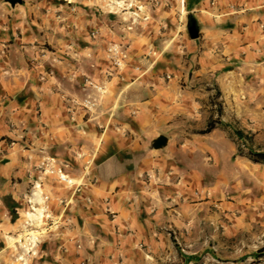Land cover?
Segmentation results:
<instances>
[{
  "label": "crops",
  "instance_id": "1",
  "mask_svg": "<svg viewBox=\"0 0 264 264\" xmlns=\"http://www.w3.org/2000/svg\"><path fill=\"white\" fill-rule=\"evenodd\" d=\"M98 1L0 0V264H23L31 221L30 264H199L223 192L202 161L214 134L193 128L217 88L224 121L242 90L264 92V0H161L129 29ZM89 81L106 86L94 116Z\"/></svg>",
  "mask_w": 264,
  "mask_h": 264
},
{
  "label": "rangeland",
  "instance_id": "2",
  "mask_svg": "<svg viewBox=\"0 0 264 264\" xmlns=\"http://www.w3.org/2000/svg\"><path fill=\"white\" fill-rule=\"evenodd\" d=\"M160 1L99 0L97 5L105 20L123 24L129 29L139 19L148 18ZM138 5H143V9L139 10ZM204 100L208 105L212 104L208 121L219 120L222 123L210 130L214 137L202 142L215 148L214 152L202 156V161L211 163L205 176L219 186L223 197L218 198L209 210L211 217L202 218L199 224V264H264V256H256L264 246V162L255 161L252 157V150L264 151V92L242 90L240 98L233 99V114L227 121L221 119L224 109L218 88L205 95ZM239 104L241 108L237 112ZM240 110L244 113L243 117ZM256 118L260 121L259 125L254 124ZM208 124L193 128V131L206 133L208 131L204 130ZM238 130H242L245 136L240 137ZM221 199L238 201L242 206L224 209L218 204ZM38 229L39 226L31 221L16 241L23 250L18 255L23 264H30L31 259L38 256L37 245L42 237ZM30 234H38L39 240L30 243Z\"/></svg>",
  "mask_w": 264,
  "mask_h": 264
},
{
  "label": "built area",
  "instance_id": "3",
  "mask_svg": "<svg viewBox=\"0 0 264 264\" xmlns=\"http://www.w3.org/2000/svg\"><path fill=\"white\" fill-rule=\"evenodd\" d=\"M152 1L157 3L159 0H152ZM138 9L142 10L143 5H138ZM108 52H109L113 66H115L116 68H121L124 65V61L128 56L127 47L121 44H111V46L108 47ZM89 83H90V86L94 88V92H90L84 98L82 105L84 106L86 110H88L90 116H94V110H96V107L99 104L100 97L102 96V94H104V92L106 91V88L102 84L93 83L91 81H89ZM57 171L61 179L69 180L72 182V179L68 178L67 174H65L61 168H57ZM29 240H32L30 241V243H32L35 240H39V235L30 234ZM82 264H85V263H82Z\"/></svg>",
  "mask_w": 264,
  "mask_h": 264
},
{
  "label": "trees",
  "instance_id": "4",
  "mask_svg": "<svg viewBox=\"0 0 264 264\" xmlns=\"http://www.w3.org/2000/svg\"><path fill=\"white\" fill-rule=\"evenodd\" d=\"M222 122H220L219 120L216 121H209L208 127L206 128V130L204 131H210L211 129H213L215 126H217L218 124H221ZM238 134L240 137H244L245 134L242 130H238ZM252 157L255 161H260V162H264V151H253L252 150ZM256 256L258 257H262L264 256V246H262L258 252L256 253Z\"/></svg>",
  "mask_w": 264,
  "mask_h": 264
},
{
  "label": "bare ground",
  "instance_id": "5",
  "mask_svg": "<svg viewBox=\"0 0 264 264\" xmlns=\"http://www.w3.org/2000/svg\"><path fill=\"white\" fill-rule=\"evenodd\" d=\"M42 214V213H41ZM41 214L39 215V214H36V212H31L30 213V215L32 216V217H36V218H38L39 220H40V216H41Z\"/></svg>",
  "mask_w": 264,
  "mask_h": 264
},
{
  "label": "water",
  "instance_id": "6",
  "mask_svg": "<svg viewBox=\"0 0 264 264\" xmlns=\"http://www.w3.org/2000/svg\"><path fill=\"white\" fill-rule=\"evenodd\" d=\"M12 3H16V2H18V1H20V0H10Z\"/></svg>",
  "mask_w": 264,
  "mask_h": 264
}]
</instances>
